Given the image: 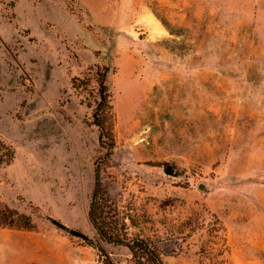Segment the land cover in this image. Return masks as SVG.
<instances>
[{
    "label": "rangeland",
    "instance_id": "1",
    "mask_svg": "<svg viewBox=\"0 0 264 264\" xmlns=\"http://www.w3.org/2000/svg\"><path fill=\"white\" fill-rule=\"evenodd\" d=\"M0 143V264H100L48 221L94 238L95 163L164 264H264V0H0Z\"/></svg>",
    "mask_w": 264,
    "mask_h": 264
},
{
    "label": "trees",
    "instance_id": "2",
    "mask_svg": "<svg viewBox=\"0 0 264 264\" xmlns=\"http://www.w3.org/2000/svg\"><path fill=\"white\" fill-rule=\"evenodd\" d=\"M111 73V69L108 66H96L93 75L97 86L98 103L93 110L92 118L95 126L99 129V146L106 149V153L102 158L103 161H107L110 158L113 150V143L103 127V121L110 115L111 110L108 86ZM77 82L81 81L74 79L73 85ZM77 87L76 85L75 88ZM105 139H107V142ZM87 219L94 231V238L70 231L57 220L48 219V221L54 228L81 239L86 246L95 251L100 264H121L112 258L111 253L107 249L108 247L126 250L128 258L124 261V264H164L162 260L163 253L158 241L140 236L128 238L124 219L102 185L98 163L94 164L93 187L88 204Z\"/></svg>",
    "mask_w": 264,
    "mask_h": 264
},
{
    "label": "water",
    "instance_id": "3",
    "mask_svg": "<svg viewBox=\"0 0 264 264\" xmlns=\"http://www.w3.org/2000/svg\"><path fill=\"white\" fill-rule=\"evenodd\" d=\"M171 172H172V171H170V170H167V171H166V173H171Z\"/></svg>",
    "mask_w": 264,
    "mask_h": 264
}]
</instances>
